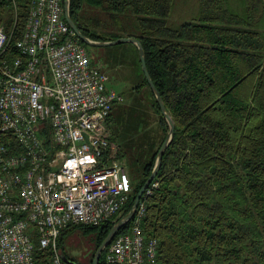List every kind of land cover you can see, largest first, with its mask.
I'll return each mask as SVG.
<instances>
[{
  "label": "trees",
  "instance_id": "16d2710c",
  "mask_svg": "<svg viewBox=\"0 0 264 264\" xmlns=\"http://www.w3.org/2000/svg\"><path fill=\"white\" fill-rule=\"evenodd\" d=\"M30 2L0 0V28L8 36L5 58L19 55L15 43L23 35ZM172 3L69 0V15L91 40L122 37L104 38L89 30L86 20L96 17L102 28H123L129 31L125 37L140 41L149 77L174 123L152 179L157 186L140 197L142 229L157 240L158 264H264V0H199L197 15L179 24L168 21ZM135 51L134 63L141 67ZM140 71L135 89L145 85L149 103L121 110L122 118L136 119L125 145L117 141L121 158L128 155L123 161L132 191L115 220L97 226L70 223L60 231L58 246L76 264H92L110 228L130 210L169 130ZM111 116L110 111L108 120ZM7 141L14 146L11 134L0 132V142ZM74 229L95 232L86 262L60 245V236ZM33 261L50 264L49 250L36 238Z\"/></svg>",
  "mask_w": 264,
  "mask_h": 264
},
{
  "label": "built area",
  "instance_id": "2783aa9c",
  "mask_svg": "<svg viewBox=\"0 0 264 264\" xmlns=\"http://www.w3.org/2000/svg\"><path fill=\"white\" fill-rule=\"evenodd\" d=\"M64 7L65 0H31L17 57H3L8 36L0 28V132L15 142H0V264H34L35 238L50 264H68L60 231L115 220L132 191L107 125L123 97L78 42ZM156 186L151 180L144 192ZM144 215L140 198L103 264H158Z\"/></svg>",
  "mask_w": 264,
  "mask_h": 264
},
{
  "label": "rangeland",
  "instance_id": "374dc122",
  "mask_svg": "<svg viewBox=\"0 0 264 264\" xmlns=\"http://www.w3.org/2000/svg\"><path fill=\"white\" fill-rule=\"evenodd\" d=\"M199 11V0H173L168 21L173 24H179L183 21L194 18ZM89 30H96L104 38H111L113 36L125 37L129 33L125 29H113L111 31L102 28V21L96 17H89L86 20ZM93 30V31H94ZM95 32V31H94ZM118 37V38H122ZM112 41V40H109ZM86 45L92 63L101 65V69L108 77L107 85L113 88L116 92L122 95L123 102L114 104L111 108L112 118L108 120V128L111 137L115 138L121 146L125 145L128 140V133L130 128L133 127L132 123L136 117H128L124 114L122 118L121 110L125 113L132 109L139 108L143 103H149V92L145 85L137 86L140 80V68L138 64L135 65L136 58V45L131 42H121L106 46H91ZM112 137V138H113ZM133 143L130 141V144ZM128 161V155L124 159ZM136 181V180H134ZM95 232H85L82 229H74L64 232L60 236V245L64 253L70 256L77 257L78 259H86L89 253L94 248Z\"/></svg>",
  "mask_w": 264,
  "mask_h": 264
},
{
  "label": "water",
  "instance_id": "95a60500",
  "mask_svg": "<svg viewBox=\"0 0 264 264\" xmlns=\"http://www.w3.org/2000/svg\"><path fill=\"white\" fill-rule=\"evenodd\" d=\"M64 18L67 21V23L70 26V28L74 31L76 37H78L80 40H82L83 42H85V43H87V44H89L91 46H106V45H112V44L121 43V42H131V43H134L136 45L137 51H138V55H139V59H140V63H141V69H142V71L144 73V76H145L149 86H150V89L155 94V97H156L157 103L159 105L160 111H161L163 117L165 118V120H166V122L168 124V127H169L168 133L166 134V137H165L163 143L161 144V146H160V148L158 150L154 167H153L150 175L148 176V178L146 179V181L144 182V184L142 185V187L139 189L138 193L136 194V197L134 199L132 207L130 208V210L124 216H122L119 220H117L113 224V226L110 228V230L108 231L107 235L105 236V238L103 239L101 244L96 249V251L94 253V258H93L92 264H98V260H99L100 254L102 253L104 248L109 244V242L111 241L113 236L124 225H126V223L132 218L141 195L143 194L144 190L147 188V186L149 185L151 180L155 177V175H156V173H157V171L159 169L160 163H161L163 152H164L165 148L167 147V145L169 144V142L171 140L172 133H173V130H174V123H173L170 115L166 112V109H165L164 103L162 101V98H161L159 92L156 90L155 86L153 85V83H152V81H151V79L149 77V74H148L146 66H145L144 51H143L142 45H141V43H140V41L138 39L131 38V37H122V38H117V39L112 40V41H94V40H91V39L87 38L86 36H84L80 32V30L76 27V25L74 24V22L70 18V15H69V0H65ZM63 257L67 261L68 264H76L74 261L68 260L64 255H63Z\"/></svg>",
  "mask_w": 264,
  "mask_h": 264
}]
</instances>
